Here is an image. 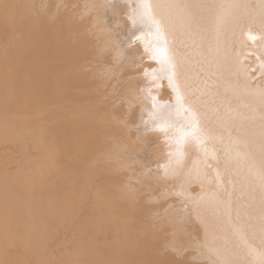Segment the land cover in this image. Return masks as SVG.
Returning a JSON list of instances; mask_svg holds the SVG:
<instances>
[{
    "label": "bare ground",
    "instance_id": "1",
    "mask_svg": "<svg viewBox=\"0 0 264 264\" xmlns=\"http://www.w3.org/2000/svg\"><path fill=\"white\" fill-rule=\"evenodd\" d=\"M164 251L264 264V0H0V264Z\"/></svg>",
    "mask_w": 264,
    "mask_h": 264
},
{
    "label": "rangeland",
    "instance_id": "2",
    "mask_svg": "<svg viewBox=\"0 0 264 264\" xmlns=\"http://www.w3.org/2000/svg\"><path fill=\"white\" fill-rule=\"evenodd\" d=\"M130 48H131V47H130ZM132 48H133V47H132ZM132 48H131V50H132ZM133 51H134V50H133ZM153 138H155V140H154ZM152 139H153L154 141H156V140H158V137H157V139H156V137L153 136ZM160 139H161V138H160ZM149 140H150V139H149ZM153 140H152V141H153ZM154 141H153V142H154ZM153 142H152V144L150 145V146H152V149H151L152 152L157 151L156 153L158 154L159 151L162 152V150H164V149L162 148L163 146H161L162 144L159 145V143H160L161 141H160L158 144H157L158 141H156V146L159 145V147H158V146L155 147V151H154V149H153V148H154L153 144L155 145V143H153ZM157 148H158V149H157ZM161 148H162V149H161ZM144 150H145L144 148L141 149V151H144ZM137 151H138V150H137ZM139 152H140V151H139ZM145 152H146V151H145ZM156 153H155V154H156ZM155 154H154V156L156 157ZM158 155H159V154H158ZM135 164H136V162H135ZM137 250H138V249H137ZM137 250H136V251H137ZM138 251H139V252H148L147 250H138ZM174 251L177 252L176 254H178V253L181 254V252H182L181 255L179 254V255L181 256L179 259H181V258L184 256L183 251H181V250H174ZM180 251H181V252H180ZM164 252H165L166 254L163 253V255H162V253H161L160 256H158V254L155 253L154 258L156 257V258L158 259L159 262L163 261V263L165 264L166 260L161 258V256L164 257V255H165V257H168V258L170 259L169 264L171 263L172 260H173V262H175L176 264H180V261H179L178 257L176 256V254H175V256H173V255H174V254H173L174 252H171L172 254L170 253V251H164ZM169 253H170L171 255H170ZM206 253H207V252H206ZM212 253L215 254L216 257H218L217 254H219L220 252L218 253V252H215V251H213V252L210 251V254H212ZM159 254H160V253H159ZM188 254H190V257H191L193 254H196V252H193V254H192V252H189V253L186 254V256H187ZM200 254H201V257L204 258L205 261L208 260V263H207V262L204 263V261H203L202 264H211V263H210L211 260H212L213 262H215V264H224L223 261L225 260V261L227 262V260H228V256H226L225 254H221V253H220V254L222 255L221 258H220V256H219V257H218V260H216V258H215V261H214V256H213V255L211 256L212 259H210V257H209L210 254H209V255H208V253L205 254V255H206V257H205V256L203 255L204 252H202V253H198V252H197V258H196V260L198 259V255H200ZM220 254H219V255H220ZM106 255H107V254H106ZM135 255L137 256V254H135ZM135 255H133V256H135ZM150 255H153V254H150ZM150 255H149V257H150ZM166 255H167V256H166ZM202 255H203V256H202ZM223 255H224V257H226V259H224V260L221 262L220 259H223ZM141 256H143V260H142V262H140V260H139L140 257L137 258V260H138L140 263L143 264V261H144V264H145V263H146V264H153V263H154V261H153V263H147V260H146V259H147V257H146V256H147V253H146L145 255L142 254ZM186 256L184 257V262H185V260H187V257H186ZM194 256H196V255H194ZM194 256H192L191 258H193ZM145 257H146V258H145ZM152 257H153V256H152ZM190 257L188 256V258H190ZM207 257H208L209 259H208ZM160 258H161L162 260H160ZM168 258H166V259H168ZM171 258H172V260H171ZM185 258H186V259H185ZM219 258H220V259H219ZM141 259H142V257H141ZM157 259H156V262H157ZM169 259H168V260H169ZM135 260H136V259H132V261H130V262H128V263H123V262H122V263L120 262V263H121V264H136V262H137V264H139L138 261H137V260L135 261ZM148 260H150V258H149ZM152 260H153V259H152ZM154 260H155V259H154ZM209 260H210V261H209ZM191 261H192V259H190L189 262H191ZM114 262H115V261H114ZM150 262H152V261H150ZM193 262H194V264H196L195 261H193ZM198 262L201 263V261H199V259H198L197 263H198ZM220 262H221V263H220ZM104 263H105V262H103V264H104ZM107 263H108V262H107ZM107 263H106V264H107ZM115 263L117 264V262H115ZM186 263H187V262H186ZM108 264H109V263H108ZM113 264H114V263H113ZM118 264H119V262H118ZM154 264H155V263H154ZM157 264H159V263H157ZM161 264H162V262H161ZM172 264H173V263H172ZM183 264H185V263H183ZM187 264H188V263H187ZM190 264H193V263H190ZM225 264H229V263L227 262V263H225Z\"/></svg>",
    "mask_w": 264,
    "mask_h": 264
},
{
    "label": "snow or ice",
    "instance_id": "3",
    "mask_svg": "<svg viewBox=\"0 0 264 264\" xmlns=\"http://www.w3.org/2000/svg\"><path fill=\"white\" fill-rule=\"evenodd\" d=\"M250 39H255V37L250 36Z\"/></svg>",
    "mask_w": 264,
    "mask_h": 264
}]
</instances>
